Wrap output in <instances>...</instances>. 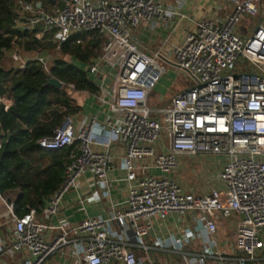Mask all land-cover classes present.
Here are the masks:
<instances>
[{"label":"built area","instance_id":"built-area-1","mask_svg":"<svg viewBox=\"0 0 264 264\" xmlns=\"http://www.w3.org/2000/svg\"><path fill=\"white\" fill-rule=\"evenodd\" d=\"M61 1L63 5L52 10L25 0L19 7L26 26L41 30L38 37L52 33L59 44L90 31L104 37L101 54L88 65L100 88L94 95L103 117L91 115L78 127L75 116H69L52 135L37 141L47 150L79 145L78 156L42 213L59 214L65 195L78 190L87 173L109 196L111 151L116 145L123 146L122 166L136 184L110 217H87L78 225L41 221L35 209L18 216L7 204L13 227L0 236V264L19 253L25 254L22 264H45L69 245L81 264H140L135 249H152L147 238L154 221L172 213L197 216L205 232L203 253L193 258L182 252L199 237L191 227L170 238L171 243L158 239L155 247L172 246L182 264H207L210 258L213 264H251L264 250V21H258L249 36L238 27L245 17L261 13L263 0H233L225 18L200 20L167 56L161 51L146 54L135 38L143 22H165L178 14L162 0ZM5 52L25 67L28 59L18 50ZM34 59L50 71L43 56ZM166 65L186 72L194 84L163 105H154L150 95L167 72ZM0 101L7 110L11 101ZM183 155L220 158L219 185L203 193L186 189L173 176ZM151 168L162 175L151 174ZM234 216L239 218L232 240L237 255L230 256L218 250V220ZM113 223L132 233L114 235Z\"/></svg>","mask_w":264,"mask_h":264},{"label":"trees","instance_id":"trees-1","mask_svg":"<svg viewBox=\"0 0 264 264\" xmlns=\"http://www.w3.org/2000/svg\"><path fill=\"white\" fill-rule=\"evenodd\" d=\"M19 1L0 0V98L11 101L7 110L0 101V193L15 214L23 216L32 209L43 211L45 200L61 187L67 166L78 156V142L47 150L37 141L52 135L67 117L80 113L82 105L74 92H99L88 65L101 54L104 37L90 31L61 44L47 39V33L38 37L39 28L18 26L25 14ZM25 1L41 2L51 10L63 5L61 0ZM57 46L61 57L54 59L49 72L37 59H28L23 68L3 67L5 51L16 49L25 57ZM50 76L61 80L63 87L51 84Z\"/></svg>","mask_w":264,"mask_h":264},{"label":"crops","instance_id":"crops-1","mask_svg":"<svg viewBox=\"0 0 264 264\" xmlns=\"http://www.w3.org/2000/svg\"><path fill=\"white\" fill-rule=\"evenodd\" d=\"M167 8L178 13L175 17L165 22H143V24L135 31V38L138 41L139 47L146 54L153 56L157 51H161L164 55H171V49L173 46L181 44L188 33L195 30L197 23L207 17L212 18H225L226 15L233 8V0H162ZM183 14L184 17L180 15ZM255 19L258 21H264V0L262 4V11ZM244 35V31H240ZM161 80V78H160ZM159 80V81H160ZM155 85L152 91H157L158 83ZM158 91L161 93L154 97L155 101L160 102L164 99L163 94L167 91V88L159 84ZM157 91V92H158ZM77 94L82 95L83 100H79ZM74 96L78 99L82 105L80 114H84L83 122L86 121L91 115H98L103 117L102 105L99 103L94 94L89 92H74ZM168 101V100H167ZM163 101L164 103L167 102ZM154 105H157L154 103ZM78 115H75L78 116ZM124 155V148L121 145H116L111 151V158L113 167L109 172L110 180V194L105 196L101 189L94 183L93 176L90 173L83 175L80 178V186L78 190L69 191L61 204V211L59 214L53 217H47L42 212L39 213V220L49 222L52 224H59L61 222H67L70 225H78L87 217L103 216L105 218L110 217L113 207L121 209L123 204L127 201L130 187L135 182L129 181L127 177V170L122 166V158ZM219 161L220 158L217 157ZM202 157L183 155L181 157L180 167L173 173V176L186 187V189H194L188 186L183 173H190L192 176L203 175L202 172ZM220 166L219 171L221 170ZM151 174L162 175L159 169L151 168ZM219 173V172H218ZM209 183V180H208ZM214 183V184H213ZM219 185L218 174L215 182L209 183L207 186L200 188V193L206 192L210 187ZM190 190V191H191ZM193 191V190H192ZM96 192L99 193V197H92ZM50 198V197H49ZM48 198V199H49ZM45 200L44 207L48 204L49 200ZM7 200L0 193V230L3 226L12 223L11 216ZM222 218H219V229L217 232L218 250L225 252L227 255H237V251L233 244V234L238 222V216H234V223L228 227L220 222ZM13 227V223H12ZM185 227H191L196 231L199 237L189 244H186L182 252L187 253L189 256L195 258L200 257L203 253L205 240L203 225L198 221L197 216L194 213L181 217L177 213H172L166 220L154 221L153 229L151 230L147 240L152 246V249L145 251L141 248H136L135 252L139 259L140 264H182L180 254L175 251L172 246L166 249L155 247V241L163 239L165 242H170L172 237L180 234ZM114 235L119 237L130 236L132 233L130 230H124L119 227L118 224L113 223L111 226ZM10 232V231H9ZM4 234H9L5 233ZM228 233H231V238L228 237ZM201 245L203 248H200ZM202 249V251H200ZM25 254L19 253L14 257L6 259L2 264H22ZM212 258L207 260V264H213ZM45 264H81L76 249L69 245L63 249L61 253H57L49 257ZM200 264V263H196ZM251 264H264V250L260 251L257 257L251 261Z\"/></svg>","mask_w":264,"mask_h":264},{"label":"rangeland","instance_id":"rangeland-1","mask_svg":"<svg viewBox=\"0 0 264 264\" xmlns=\"http://www.w3.org/2000/svg\"><path fill=\"white\" fill-rule=\"evenodd\" d=\"M25 15H21V17H19L18 20V26L19 27H23L27 24V19L26 17H24ZM259 17H245L241 23L239 24L238 29L241 31H244V35L245 36H249L255 29L256 27V21L255 19H257ZM55 37L54 35H52V33H47V39L51 40L53 43H56V41L54 40ZM57 44V43H56ZM37 56H43L46 61L48 62L49 65H53L54 59L56 57H61V53H60V49L57 46L56 48H50L47 50H44L42 52H33L31 54H27V56L23 57L26 59H34ZM67 59H70L69 56H66ZM95 58H93L92 60H94ZM91 60V61H92ZM22 61L21 60H14L11 55H6L5 56V60L3 61V67L9 69L10 67H21ZM164 64V62H163ZM243 65V64H242ZM167 67V72L161 77V80L158 83L165 88H167V91L165 92V94H163L164 99H162L163 101H167L171 98V96L177 92H182L188 88L191 87L192 84H194L193 79L184 71L180 70L178 67H175L173 65H166ZM157 86V88H158ZM156 88V90L158 91V89ZM152 91L151 95H150V102L152 104L156 103L157 105H163L164 102L160 101L157 102L155 101L154 97H156V95H159L161 92L160 91ZM162 94V93H161ZM77 97H79V100H83L82 99V95L81 94H77ZM83 118H84V114H80L78 116L75 117V120L77 122V126L80 127L83 124ZM166 142H168V139H165ZM202 172L203 175H201V177L198 176H192L190 173H183V171L181 172L182 177L183 175H185V181H187L188 186H190L191 188H195L192 189L193 192L195 193H200V188L203 186H207L209 183L215 182V179H217V174L219 172L220 166H221V162L217 159L216 156H202ZM209 180V183H208ZM214 184V183H213ZM191 190V189H188ZM220 222L224 223L229 231H230V226L234 223V217H230V218H222L220 220ZM12 231V223L7 224L6 226H3L0 230V236H4L5 234L3 232H7L10 233ZM231 233H228V237L231 238ZM232 239V238H231ZM200 248H203V246L201 245ZM200 251H202V249H200Z\"/></svg>","mask_w":264,"mask_h":264},{"label":"water","instance_id":"water-1","mask_svg":"<svg viewBox=\"0 0 264 264\" xmlns=\"http://www.w3.org/2000/svg\"><path fill=\"white\" fill-rule=\"evenodd\" d=\"M40 5H41V3H38V6H40ZM49 82H50L51 84H53V85L59 87V88H62L63 85H64V83H63L61 80H59V79H57V78H55V77H53V76H50V80H49Z\"/></svg>","mask_w":264,"mask_h":264}]
</instances>
